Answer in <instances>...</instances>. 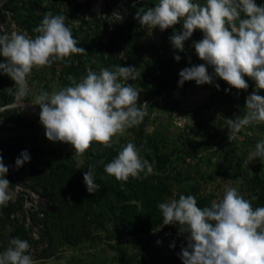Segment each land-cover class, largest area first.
<instances>
[{
	"label": "clouds",
	"instance_id": "clouds-1",
	"mask_svg": "<svg viewBox=\"0 0 264 264\" xmlns=\"http://www.w3.org/2000/svg\"><path fill=\"white\" fill-rule=\"evenodd\" d=\"M100 17L123 21L119 12ZM135 19L151 31L173 29L169 39L177 62L181 60L179 53L185 51V42L196 30L203 33V39L193 42L192 47L204 63L183 68L178 86L195 81L198 86L213 85L219 90L216 83L219 78L229 86L225 89L228 93L232 89L247 90L245 77L255 82L256 91L246 97L245 113L235 120L227 119L230 140L246 127L264 124V95L259 92L264 90V4L258 5L257 0H157L154 7L138 8ZM178 24L182 25L181 29L175 28ZM33 32L37 35L9 32L0 25L3 58L0 73L15 82L19 97L29 95L28 78L33 69L86 53L78 46L62 14L45 13ZM140 76L135 66L117 64L112 70L88 69L79 81L69 76L71 84L59 90H41L33 105L39 106V120L46 138L70 145L77 159L86 154L93 142L112 147L114 137L141 124L146 115L144 104L138 105L140 92L128 83ZM255 158L264 162V139L256 142L243 163ZM30 160L25 150L15 160V166L20 168ZM9 168L0 153V205L3 206L8 200ZM104 171L126 182L130 177L143 179L153 172V166L141 156L140 148L129 141L104 164ZM84 183L89 193L99 189L94 165L84 172ZM157 207L164 226H178L180 233L187 234V246L178 253L182 264H264V206L253 207L235 186H226L219 202L213 201L210 207H199L191 194H181L178 199L158 203ZM170 247L175 248V243ZM30 248L28 240L12 238L9 246L0 251V264H38Z\"/></svg>",
	"mask_w": 264,
	"mask_h": 264
},
{
	"label": "trees",
	"instance_id": "trees-1",
	"mask_svg": "<svg viewBox=\"0 0 264 264\" xmlns=\"http://www.w3.org/2000/svg\"><path fill=\"white\" fill-rule=\"evenodd\" d=\"M104 2L108 12L114 5L122 3L127 11L133 13L140 7H154L157 0ZM147 29V26H141L134 18H129L118 34L122 46L139 55L143 54L144 47L137 43V39L143 37ZM75 60L66 69L60 89L71 84L69 76L79 81L87 74L81 57H75ZM171 67L172 61L167 59L146 61L145 73L159 90H163L168 86L167 74ZM245 79L249 85L247 90L232 89L228 93L215 94L200 109L212 112L222 107L226 98L233 97L231 102L236 103L240 99L239 109L240 112L244 111L246 97L256 91L255 82L249 77ZM137 80L140 85L147 87L148 79L137 77ZM259 92L264 95V90ZM13 103L12 93H0V153L7 157L26 188L47 197L48 207L42 209L33 205L25 208L23 198L15 202L7 201L6 206L0 205V251L9 246L12 238L19 237L29 241L30 254L34 260L44 264L45 260L55 256L64 246L104 243L114 252L116 264H155L152 256L145 251L151 249L150 234L163 226L158 203L169 201L176 193H180L194 195L201 208L210 207L209 198L201 194L197 177L188 169L178 170L174 166V150L167 149L147 131L146 118L138 126L128 128L127 136L115 141L112 147L105 148L93 142L82 156L79 168L77 165L49 159L44 169H40L35 137H32L31 147L25 144L30 135L34 136V122L21 115L18 109L11 108L9 105ZM205 124L210 122L205 121ZM260 126L264 128V124ZM129 141L140 148L141 156L149 160L153 172L143 179L130 177L126 182L118 181L105 173L104 164L110 162ZM182 146L185 153L196 148L190 139H185ZM25 150L31 160L16 168L15 160ZM230 160L220 165L215 174L223 179L241 178L244 198L250 200L253 207L264 206V162L258 158L256 165L248 169L252 170L250 172L244 168L242 158L236 152L230 156ZM89 165L95 166V180L100 185L95 193H89L84 183V172ZM188 181L191 183L188 184ZM34 227H40L38 239L33 236ZM125 238L128 239L126 242Z\"/></svg>",
	"mask_w": 264,
	"mask_h": 264
},
{
	"label": "rangeland",
	"instance_id": "rangeland-1",
	"mask_svg": "<svg viewBox=\"0 0 264 264\" xmlns=\"http://www.w3.org/2000/svg\"><path fill=\"white\" fill-rule=\"evenodd\" d=\"M98 1L0 0V25L6 31L15 30L29 36H35L37 34L33 32V29L41 23L45 13L62 14L65 17L66 25L71 28L74 38L77 39L78 46L86 50V53L73 54L65 61H55L50 66L33 69L28 78L30 93L26 97L17 96L14 89L15 82L9 76L0 73V93L7 92L14 95V103L9 106L18 109L21 115L34 122V136L30 135L25 144L31 147L33 145L32 137H35V145L39 149L37 155L39 168L44 169V164L49 159L65 162L69 165H78L82 160V157L79 159L74 157V149L70 145L53 143L46 138L45 130L39 120V106L33 105L35 96L41 90L49 92L59 90L66 69L76 62L75 57H81V62L86 67V73L88 69L98 72L101 68L112 70V66L117 64L131 65L138 69L141 80L148 79L147 87L140 85L137 79L128 81L140 92L139 99L147 100L158 93L164 98L163 104L152 106V112H155L158 117L154 120H147V131L157 137L167 149L174 150L172 161L178 170L188 169L197 177L200 182L201 194L209 198L210 206L213 201L219 202L226 186H235L243 196L241 178L223 179L216 175L215 171L220 165L231 161L230 156H233L235 152L242 158L241 163L244 168L248 170L251 166H255L258 158L249 160L247 164H244L243 161L254 150L258 139H264V128L262 129L260 125L246 127L230 140L228 120L214 114L213 110L209 112L200 109L215 94L225 93L227 83L217 78L216 83L220 85L219 90L213 85L198 86L195 81L185 82L183 87L178 86L179 72L183 68L204 63L192 47L193 42L203 39V33L196 30L191 39L185 42V51L179 53L181 60L177 62L174 59L175 50L172 48L169 39L173 34V29L169 28L163 32L158 28L153 31L147 29L146 34L137 39V43L144 47V53L139 55L134 50L123 47L118 37L127 20L131 17L135 19L138 9L130 13L122 3H119L108 12L103 0L100 10L96 11L95 6ZM257 4H264V0H257ZM114 12L122 14V22H113V17H100L102 14L111 16ZM175 28L181 29L182 25L178 24ZM157 59L172 61V67L167 74L168 86L163 90H159L145 73V62ZM2 60L3 58L0 57V61ZM233 99V97L226 98L224 105L216 109H223L228 112L237 108V117L242 116L246 110L240 112L241 100L238 99L236 103H232ZM167 109L188 112L194 118V124L186 126L184 129L173 127L170 120L163 116ZM200 117H202L201 120ZM205 121H209L210 124H205ZM8 127H12V125H8ZM126 136L127 129L123 135H118L114 139L119 141ZM185 139H190L192 143L196 144L195 150L183 152L184 147L182 145ZM3 158L4 163L10 165L4 154ZM248 171L251 172L252 170ZM7 178L10 181L7 201L15 202L23 198L25 208L34 205L38 208L47 209V197L26 188L11 165ZM187 183L189 184L191 181ZM16 185H20V187L17 188ZM179 196L180 193H176L171 199H178ZM33 231L39 238L40 227H34ZM150 236L152 239L151 249L145 252L152 256L155 264H182L178 253L182 247L187 246L186 233H180L178 226L163 225L152 232ZM127 240L125 238L124 242ZM157 241H162V243L158 244ZM172 243H175V248L170 247ZM114 255V252L108 249L104 243L83 244L77 247L64 246L55 256L45 260L44 264H90L92 262L116 264Z\"/></svg>",
	"mask_w": 264,
	"mask_h": 264
},
{
	"label": "built area",
	"instance_id": "built-area-1",
	"mask_svg": "<svg viewBox=\"0 0 264 264\" xmlns=\"http://www.w3.org/2000/svg\"><path fill=\"white\" fill-rule=\"evenodd\" d=\"M163 102H164V98L160 94H155L150 99L147 100L139 99L138 105L144 104L143 108L144 111L146 112L144 118H146L149 121V120H154L155 118L158 117V115L155 112H152V106L163 104ZM173 114H175L176 116H174ZM163 116L167 117L172 123L173 127L177 129H184L186 126L194 124V118L190 116V114L186 111L183 112V111H175L174 109H167ZM180 117H185V118L181 119ZM33 236L35 239L38 238L35 232H33Z\"/></svg>",
	"mask_w": 264,
	"mask_h": 264
},
{
	"label": "water",
	"instance_id": "water-1",
	"mask_svg": "<svg viewBox=\"0 0 264 264\" xmlns=\"http://www.w3.org/2000/svg\"><path fill=\"white\" fill-rule=\"evenodd\" d=\"M103 0H100V2L102 3ZM237 108H234L232 111H225L223 109H215L213 110L214 114L219 115L220 117L224 118V119H233L235 120V118L237 117Z\"/></svg>",
	"mask_w": 264,
	"mask_h": 264
},
{
	"label": "bare ground",
	"instance_id": "bare-ground-1",
	"mask_svg": "<svg viewBox=\"0 0 264 264\" xmlns=\"http://www.w3.org/2000/svg\"><path fill=\"white\" fill-rule=\"evenodd\" d=\"M101 6H102V3H101L100 0H99L98 3H97L96 6H95V10H96V11H99L100 8H101Z\"/></svg>",
	"mask_w": 264,
	"mask_h": 264
}]
</instances>
